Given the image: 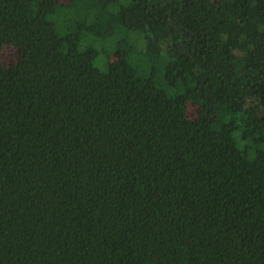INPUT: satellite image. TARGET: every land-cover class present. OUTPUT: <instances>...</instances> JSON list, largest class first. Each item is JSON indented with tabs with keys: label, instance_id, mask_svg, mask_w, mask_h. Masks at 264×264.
Masks as SVG:
<instances>
[{
	"label": "trees",
	"instance_id": "16d2710c",
	"mask_svg": "<svg viewBox=\"0 0 264 264\" xmlns=\"http://www.w3.org/2000/svg\"><path fill=\"white\" fill-rule=\"evenodd\" d=\"M0 264H264V0H0Z\"/></svg>",
	"mask_w": 264,
	"mask_h": 264
},
{
	"label": "rangeland",
	"instance_id": "374dc122",
	"mask_svg": "<svg viewBox=\"0 0 264 264\" xmlns=\"http://www.w3.org/2000/svg\"><path fill=\"white\" fill-rule=\"evenodd\" d=\"M1 57L6 65H12L18 59V51L13 47H6L2 51Z\"/></svg>",
	"mask_w": 264,
	"mask_h": 264
}]
</instances>
